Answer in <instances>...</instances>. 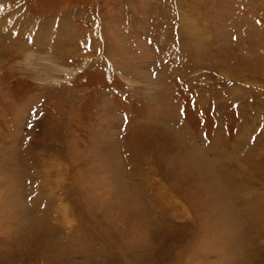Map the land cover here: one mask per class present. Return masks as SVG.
Wrapping results in <instances>:
<instances>
[{"label":"rangeland","instance_id":"obj_1","mask_svg":"<svg viewBox=\"0 0 264 264\" xmlns=\"http://www.w3.org/2000/svg\"><path fill=\"white\" fill-rule=\"evenodd\" d=\"M1 8L0 264H264V0Z\"/></svg>","mask_w":264,"mask_h":264}]
</instances>
